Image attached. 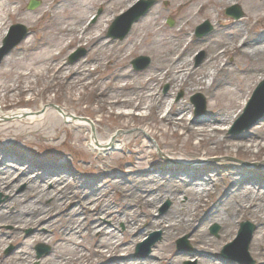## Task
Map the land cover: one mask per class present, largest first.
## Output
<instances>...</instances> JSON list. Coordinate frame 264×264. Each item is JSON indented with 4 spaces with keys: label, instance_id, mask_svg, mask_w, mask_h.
Listing matches in <instances>:
<instances>
[{
    "label": "bare ground",
    "instance_id": "1",
    "mask_svg": "<svg viewBox=\"0 0 264 264\" xmlns=\"http://www.w3.org/2000/svg\"><path fill=\"white\" fill-rule=\"evenodd\" d=\"M28 1L0 0V41L9 25L15 22L27 23L34 34L16 53L4 59L0 77L8 74L4 67L23 64L28 68L27 72L20 74V79H44L46 73L43 69L38 70L44 67L45 72L53 71L57 76L55 78L85 88L107 61L110 69L115 64L119 69L101 79L102 87L105 85L103 92H100L98 82L97 93L107 98L106 103L120 118L123 130L130 127L132 120L139 118L135 112H150L156 114L160 122L155 127L157 130L162 131L163 127L175 129V132L183 130L182 137L185 134H188L189 140L205 137L212 145L228 151L234 148L245 152L252 149L264 152V118L250 130L248 136L238 138L226 135L229 126L246 111L249 91L264 76V30L253 31L262 18L250 28L245 23L250 20L249 16L240 22H231L234 30H228L222 38L213 41L211 47H198L192 36L194 22L200 16L212 20L208 12L217 7V1L173 0L172 5L183 20L176 31H167L160 23L163 16L155 17L156 9L144 15L125 41L119 43L105 39L104 33L116 13L130 10L134 0H42V8L33 15L26 14ZM256 1L252 0L258 11H264V0H259L260 3ZM221 2L232 5L235 0ZM97 9L103 12L102 21L100 26L92 27L88 21ZM219 18L216 15V19ZM39 32L41 39H36ZM213 32L209 40L213 38ZM74 42L85 43L92 54L70 69L58 58ZM148 43L157 45L162 52L152 60L151 67L139 75L130 70L126 62ZM107 51L109 55L103 57ZM158 83L168 84L170 93L160 95L157 92ZM181 90L187 95L209 93L211 90L219 92L210 97L208 111L198 115L193 104L175 99L176 93ZM30 93L35 94L30 86L5 87L0 83V95L4 97ZM59 109L53 118L57 124L60 121L80 129L88 127L87 121L70 113L67 108L60 106ZM116 109L118 112H115ZM51 110L44 108L39 111L42 114L30 110L6 115L0 113V120L22 118L36 123L46 120ZM145 117L140 115L142 119ZM218 137L221 139L217 140ZM93 142L109 156L122 151L124 143L148 147L139 134L113 135L104 142L95 137ZM174 162L188 171L162 181L157 180V176L148 175L125 185L114 175L105 177L100 183H93L84 181L80 175L70 177L52 168H21L20 164L13 166L11 160H0V192L8 196L0 205V238L4 239L0 242V264H35L32 245L38 239L51 242L42 238L41 234L45 231H52L55 235L54 249L39 264H182L188 258L176 255L172 241L178 234L190 232L196 246L193 259L197 264H220L213 261L215 254L211 249L215 246L217 250L234 236L236 222L243 215L254 218L259 226L252 251L258 257L264 256V182L245 185L242 179L236 177L242 170L222 164L218 174L230 185V189L223 190L222 183L215 176L188 174L191 168L193 171L208 166L207 161L192 164L185 160ZM247 170H252V166L247 165ZM124 172L132 174L136 172V167L126 168ZM21 183L27 185L26 190L18 193L16 190ZM111 192L115 197L111 196ZM220 192L225 193L219 196ZM165 199L172 201L171 210L164 217L156 216L153 209ZM214 199L216 202L212 208L204 213ZM47 200L52 201L50 206L45 205ZM212 221L222 227L219 242H213L202 229V225ZM119 223H124L126 227L122 236L117 229ZM29 228L35 232L30 240L21 236ZM148 229L160 230L164 244L157 247L150 259L147 256L141 262L132 261L130 245L137 235ZM7 244H16L17 248L11 256L3 257L2 250Z\"/></svg>",
    "mask_w": 264,
    "mask_h": 264
},
{
    "label": "rangeland",
    "instance_id": "2",
    "mask_svg": "<svg viewBox=\"0 0 264 264\" xmlns=\"http://www.w3.org/2000/svg\"><path fill=\"white\" fill-rule=\"evenodd\" d=\"M37 1L39 2V5L34 10L28 9V5L31 0L28 1L26 4V14L33 15L42 8V0ZM139 1L140 0H134L132 7ZM172 1L173 0H156V4L147 13L149 14L150 12L156 11V9H158L157 15L154 16H163L160 23L167 29L168 32L176 31L180 23L183 22L180 15H178L177 8L172 5ZM216 1L217 7L211 8L208 12L210 16H212V20L208 21L205 17L201 18L200 16L197 17L199 19L194 22L195 25L193 27L192 36L195 37L194 39L197 43L196 46L211 47L213 45V41L222 38L228 30L235 29L231 22H240L247 16L250 17L248 22L245 21L247 28L253 27L256 21L259 18H262L261 23H259L258 27L254 28L253 31L261 32L264 30V11H258L256 4H254L252 0H235V3L232 5L222 3L221 0ZM256 3H260V1L257 0ZM234 5L239 6L243 12V17L239 20L232 19L225 14L226 9ZM122 6H124V4H122ZM128 10H125L124 12L118 11V13H116V16L106 28V32L104 33L105 39L122 43L129 36L137 22L133 25L128 36L123 40L107 37L109 28L115 19ZM215 10L216 15L220 16L219 20H221V23H219V20L216 19ZM102 13L103 12L100 9H97L94 12L92 18L88 21V25H92V27L100 26L103 15ZM169 22H172L173 25L170 26ZM205 22H209V24L213 27V30L209 34L199 38L196 36V29ZM224 24L226 25L224 26ZM15 25H23L27 29V38H32L34 36L31 27L27 23L23 21L12 23L9 25L6 34L0 41V48L3 46V41L8 36L12 27ZM212 32L213 34L211 37L213 38L209 40V36ZM41 36L42 34L39 32L36 36V39H41ZM27 38H25L0 61V67L4 64V59L13 53H16L17 49L26 40H28ZM194 48L196 47H193V49ZM82 51L85 53L77 61L73 63L69 61V58L72 54ZM161 52L162 49H160L157 45L153 43L145 44L138 53L128 59L126 66L130 70H133L135 73L141 75L151 67V64L146 69L137 71L133 68L132 62L140 56L148 57L152 62V60L160 55ZM91 54L92 51L90 50V47H87L85 43L78 44L74 42L70 46L69 50L63 52L58 59L61 60L67 68L71 69L77 63H82L87 59V57H90ZM108 55L109 52L107 51L104 52L102 56L107 57ZM227 59H229V57H227ZM27 68L28 66L23 64L4 67L5 73L8 74L0 77V83L3 84V86H30L34 89L35 94L30 93L26 95H17L15 97H4V95L1 94L0 113L2 115H6L19 110H30L33 113H37L44 108H50L53 110L50 111L46 120L36 123H30L28 120L22 118L11 119L6 122L0 120V160H11V164L13 166L20 164L19 167L21 168L22 166H32L36 167L37 169L52 168L57 171H61L62 173L68 174L70 177L80 175L84 181L88 180L89 182L93 183H100L105 179V177L114 175L116 180L122 181V183L125 185L130 184L132 181H139L140 178L144 179L148 175L157 176V180L162 181L163 178H171L172 176L174 177V175L176 176L188 171L182 168L180 164L175 163V160H185L190 164L205 160L207 161V164H209L208 166L193 171L191 168V171H189L188 174L202 177L209 175L215 176V179H218L219 182L222 183L223 190H228L230 189L229 182H224L222 177L219 176L218 172L221 171L219 167H221L222 164H230L233 166V169L235 168L237 170H242L241 172H238L239 174H237L236 177L240 180L242 179L245 185H248L252 182H264V152H259L257 149H252L249 152H245L233 148L228 151L222 149L221 147L212 145L205 137L191 138L190 140L188 138V134H185L182 137V134L185 133L183 130H178L176 131L177 133L175 132V129L172 128L167 130L165 127H163L162 131L157 130L155 127L159 126L160 122L156 118V114L150 112H135L139 118L132 120L130 127L126 130H123L121 128L120 118L114 114L113 110L111 109L112 107L106 103L107 98L104 96L100 97L98 95V90L96 88L98 82H100V85L102 84L101 79L105 75L108 76L109 73L117 72L119 69L117 64L114 65L113 69H110L107 65V61H105L102 68L99 69L95 73L94 77L88 81L89 85L85 88L80 85H69L65 80L55 78L57 77L55 76V73L53 71L45 72L46 69L44 67L38 68V70L43 69L44 73H46L44 79H20V74L27 72ZM263 80L264 76L261 80H258V82L255 83L254 87L251 88V91H249L251 93L249 99H251L255 88ZM104 86L105 85L102 87L101 85L100 92L104 91ZM157 92H159L160 95H167L170 93V86L166 83H158ZM218 92L219 91L216 92L215 90H211L209 93L201 94L205 99V110L197 108V106L193 103V98L198 93L187 95L184 90H181L176 93L175 99L186 100L188 103L193 104L194 111L197 112L198 115H204L208 111L209 104L211 102L210 97L215 93L217 94ZM60 106L67 108L70 113L76 114L78 118L87 121L89 124L88 127L86 129H80L76 126L73 127L71 124L60 121L57 124V122L53 119L56 116V111L54 108ZM115 112H118V110L116 109ZM142 114L146 115V117L143 119L140 118V115ZM242 114L243 113H241L236 118L234 123L229 126L230 129L227 131L226 135L238 138H240L242 135H250V130L256 126H253L243 132H241L242 130L239 131V129H236L235 131L238 132L232 133L235 123ZM249 121L250 119L247 120V122ZM133 134H139L141 138L146 141L148 147L142 148V146L136 143H124L122 151L116 152V154L109 156L95 147L93 142L95 137L104 142L113 135H119L121 137ZM219 139L221 138L218 137L217 140ZM157 150L161 152L160 155L158 154ZM247 165H251L252 170H247ZM133 167H136V172H133L132 174H127L125 173L126 171L124 172V169H130ZM84 181H82L83 184H85ZM26 186L27 185L25 183L19 184L16 192H24L26 190ZM51 189L52 187L49 186L48 190L51 191ZM223 193L220 192L219 196ZM111 196L115 197L114 192H111ZM7 197L8 196L6 194L0 192V205L6 201ZM184 199L185 198L183 197V200ZM216 200L214 199V201L210 202V204L204 209V213L208 212L212 208V205L214 202H216ZM51 203V200H47L45 205L50 206ZM262 204L264 206V202H262ZM92 206L93 204H91V207ZM172 206V201L165 199L163 202L156 205L153 211L156 216L164 217L171 210ZM243 222H250L255 226L253 239L249 244L248 250L252 263L248 264H264V256L258 257L252 251V243L255 234L258 233L259 226L257 225L254 218H249L244 215L241 216L236 222L234 236L231 239L223 242L217 250H215V246L211 249L215 254V258H213L214 262L216 261V263L220 264H247L241 263L235 257L230 255L232 252H230V254L227 253L226 256L223 255V250L226 245L232 243L237 238L240 225ZM109 223L110 222H107V224ZM215 226L219 228L217 236L213 235L211 232ZM125 228L126 227L124 223H119L117 225L120 236H122ZM202 229L207 233L208 237L213 242H219L221 240L222 227L214 221L205 223L202 225ZM30 231L31 234L28 235V232ZM160 233H162L160 230L148 229L147 231H144L142 235H137L135 237L134 243L130 245L132 261H135L134 255L137 245L143 243L152 234ZM34 235L35 232L32 228L24 230L21 234L23 238H28V240L34 237ZM41 235L42 238H46L48 239V242H51L45 243L44 239H38L32 245L31 252L35 258V264H39L41 260L49 257L54 249L53 240L55 235L53 232L45 231ZM183 238H186L188 247H183L181 250H178L177 242ZM3 240L4 239L0 238V242H4ZM41 244L48 246L50 251L48 254L39 258L36 247ZM162 244H164V239L160 238V241L152 248L149 259L157 247H160ZM172 244L176 255L185 256L188 258V260L182 262V264H197V262L193 259V255L196 252V246L194 244L191 232L178 234L173 239ZM16 248V244L5 245L2 250L3 257L11 256ZM141 261L143 260H140L139 262Z\"/></svg>",
    "mask_w": 264,
    "mask_h": 264
},
{
    "label": "water",
    "instance_id": "3",
    "mask_svg": "<svg viewBox=\"0 0 264 264\" xmlns=\"http://www.w3.org/2000/svg\"><path fill=\"white\" fill-rule=\"evenodd\" d=\"M156 3L155 0H148L144 1L142 0L135 8H133L131 11H129L127 14L119 17L116 22L113 24V26L110 29V32L108 34L109 37H112L114 39H124L127 34L130 32L132 25L143 15H145L148 10ZM38 3H36L34 0L30 3L29 9L34 10L37 8ZM226 14L229 16L234 17L235 19H239L243 16L241 9L237 6H234L232 8H229L226 11ZM207 30H206V28ZM211 30V27L209 24H205L198 28L197 35L203 36L207 34ZM27 36V30L23 26H15L13 27V33L7 38L4 42V47L0 50V61L6 56L14 47H16L20 42H22L25 37ZM84 52L76 53L70 57V62L77 61ZM150 64V59L146 57H140L136 59L133 62L134 68L136 70H143L146 67H148ZM197 98L202 99V108H205V102L203 98L199 95ZM197 103V101H196ZM58 110V108H56ZM249 117H252L251 121L242 127L241 130H246L256 124L259 123L261 118L264 117V82H262L258 88L256 89L254 96L252 97L249 107L247 108L245 114L242 116L241 120H239L238 124L244 122ZM13 119V118H11ZM5 121H8L5 119ZM237 124V125H238ZM255 230V227L250 223H243L241 225V231L239 233L238 239L235 241V243L232 245H229L226 247V249L234 246L235 244L240 245L241 249V255L239 256L242 260H249V254H248V248L249 244L251 242L253 232ZM219 231L218 227H214L212 229V233L214 235H217ZM153 237V236H152ZM158 240H148L147 242H144L142 244H139L136 249V260L144 259L146 258L149 253L151 252V247L155 245V243ZM183 244H186V239L180 240L178 242V246L181 247ZM145 249L144 256L141 257L142 250ZM38 256L41 257L44 254H48L49 248L45 246H38L37 247Z\"/></svg>",
    "mask_w": 264,
    "mask_h": 264
}]
</instances>
